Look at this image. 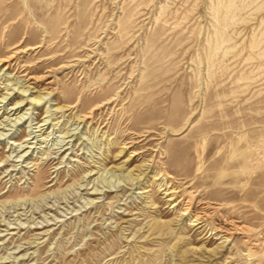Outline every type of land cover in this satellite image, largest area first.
<instances>
[{
  "label": "rangeland",
  "instance_id": "obj_1",
  "mask_svg": "<svg viewBox=\"0 0 264 264\" xmlns=\"http://www.w3.org/2000/svg\"><path fill=\"white\" fill-rule=\"evenodd\" d=\"M4 58L0 264H264V0H0Z\"/></svg>",
  "mask_w": 264,
  "mask_h": 264
},
{
  "label": "bare ground",
  "instance_id": "obj_2",
  "mask_svg": "<svg viewBox=\"0 0 264 264\" xmlns=\"http://www.w3.org/2000/svg\"><path fill=\"white\" fill-rule=\"evenodd\" d=\"M8 62V58H4V59H0V66H2L3 64H5V63H7ZM35 78V77H34ZM34 81H36V79L34 80ZM23 96V95H22ZM24 97H26V96H24ZM4 99V98H3ZM41 99H42V97L40 96V95H36V97L33 99V100H31V103L32 102H35L34 104H38V103H40V101H41ZM29 100V99H28ZM23 101L24 100H22V101H20V102H18L15 106H21L22 105V103H23ZM30 102V101H29ZM28 103V102H27ZM34 104H32V105H34ZM38 106H39V104H38ZM20 107H15V110L17 111L18 109H19ZM91 113V112H90ZM89 113V114H90ZM24 115V114H23ZM90 118V116H83V118H82V121H86L87 119H89ZM43 126V125H42ZM40 129V128H39ZM168 174V173H167ZM164 180V179H163ZM169 181V180H168ZM175 192V191H174ZM92 194H94V193H91V195ZM173 194V191H171V192H169L168 190H166V192H165V195L167 196V197H169V196H171ZM182 199V198H181ZM169 200H172V198H169ZM188 202V201H187ZM174 207H176L177 206V204L175 203L174 205H173ZM184 209V208H183ZM184 211L186 212V213H183L182 214V216H186L187 215V212H188V210H185L184 209ZM201 217V216H200ZM189 222L191 223V225L193 226V227H198L199 226V224H200V222H199V218L198 217H193V216H190V218H189ZM198 228H200V227H198ZM234 228V227H233ZM227 230V229H226ZM226 230H221V229H214L213 228V230H212V232H214V234H217V233H220L218 236H220L219 237V239L221 238V239H223L224 240V242H228V241H230L231 240V236H229V235H232L233 234V232H228V230L226 231ZM243 230V229H242Z\"/></svg>",
  "mask_w": 264,
  "mask_h": 264
}]
</instances>
